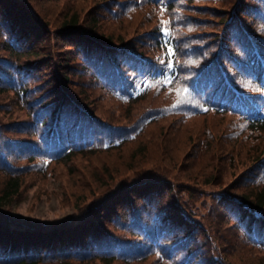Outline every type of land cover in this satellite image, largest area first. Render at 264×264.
Here are the masks:
<instances>
[{
    "label": "trees",
    "instance_id": "16d2710c",
    "mask_svg": "<svg viewBox=\"0 0 264 264\" xmlns=\"http://www.w3.org/2000/svg\"><path fill=\"white\" fill-rule=\"evenodd\" d=\"M78 2L56 17L34 0H0V202L26 175L56 162L65 173L151 123L222 121L201 126L202 176L188 150L174 176L115 186L82 172L85 200L57 220L0 209V264H264V0ZM134 11L145 22L124 26Z\"/></svg>",
    "mask_w": 264,
    "mask_h": 264
},
{
    "label": "rangeland",
    "instance_id": "374dc122",
    "mask_svg": "<svg viewBox=\"0 0 264 264\" xmlns=\"http://www.w3.org/2000/svg\"><path fill=\"white\" fill-rule=\"evenodd\" d=\"M34 1L42 13L47 11L56 17H60V14L63 13L69 14L81 5L78 0ZM133 13L132 18L123 20V22H125L124 26L131 28L135 27L137 24L143 25L142 22L140 23V21L145 22L144 19L146 18L143 14L136 11ZM152 20L153 19H148L147 22L150 23ZM101 26L103 29L109 30L111 24L103 22ZM220 120L222 121L220 118L217 120L209 116L193 117V119L187 120L185 124L175 126V129L167 124L170 120L151 123L137 141L127 144L121 149L78 155L72 159V162L68 163L72 168L65 173L59 172V167L62 164L56 162L53 164L48 174L38 173L29 176L26 175V177L21 179L19 193L0 202V209L7 210L20 219L33 222H50L57 220L74 210L75 203L85 200V194L87 193L86 187L80 185L78 181V177L82 175V172L88 174L98 183L101 182L105 174L109 178V183H113L114 185H118L123 179H130L134 174L138 173H143L142 175L146 176H157L158 174L162 178L174 176V174L179 171L178 167L183 166L182 159L188 158L183 157L186 156L185 153L188 150L194 154V158L192 155L189 157L195 160L191 164V169L193 170L191 173L196 171L199 176H202L204 170L197 171L196 168L201 165L204 166L208 159L204 149H201L199 141L197 143L198 138L204 134L201 126L204 124L206 126L215 127L216 124H219L218 121ZM163 128L164 130L160 132ZM170 128L171 130L168 131ZM193 143L194 145L197 143L196 146L200 148L198 151L196 147L195 150L191 147ZM144 146L145 149L148 146L147 153L145 154L146 156L142 155L143 153H139V149L137 150V148H144ZM162 150L165 153L166 159L160 158L156 165L149 161L151 157L150 153H160ZM133 152L141 154L143 164L136 169L134 167V169H127L130 166H125L124 162H127V158L129 155L133 154ZM170 164H174L172 169L169 168ZM110 172L112 174H110ZM98 177H101V179H98ZM5 178L6 176L0 174V186L4 184ZM195 180H198V178ZM196 183L197 182H195V184ZM204 188V190H207V188L210 189L208 185H205ZM238 256L241 258V254H237L236 258Z\"/></svg>",
    "mask_w": 264,
    "mask_h": 264
},
{
    "label": "snow or ice",
    "instance_id": "6c2138e0",
    "mask_svg": "<svg viewBox=\"0 0 264 264\" xmlns=\"http://www.w3.org/2000/svg\"><path fill=\"white\" fill-rule=\"evenodd\" d=\"M162 23H166V22H162ZM169 66H171V65H169Z\"/></svg>",
    "mask_w": 264,
    "mask_h": 264
}]
</instances>
